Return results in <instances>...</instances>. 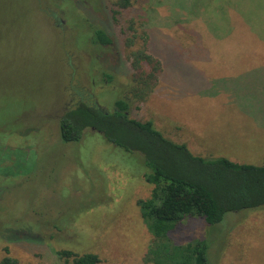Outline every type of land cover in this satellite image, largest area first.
Here are the masks:
<instances>
[{
	"label": "rangeland",
	"instance_id": "1",
	"mask_svg": "<svg viewBox=\"0 0 264 264\" xmlns=\"http://www.w3.org/2000/svg\"><path fill=\"white\" fill-rule=\"evenodd\" d=\"M117 1L0 0V138L23 148L21 175H3L0 264L7 256L15 264H55L60 249L97 253L101 264H153L146 260L153 235L138 205L153 189L144 155L92 128L63 141L59 125L63 110L80 100L113 110L127 97L131 53L149 35L148 51L163 70L145 101L130 97L131 115L187 141L195 154L264 165V75L236 78L256 115L228 117L221 114L246 101L225 90L230 76L214 74L240 70L199 68L264 62V0H140L127 8ZM95 28L114 43L94 42ZM196 30L207 38L204 48L191 45ZM230 126L243 128L242 137L222 147L201 134ZM170 236L179 245L207 239L210 264H264V207L228 212L216 224L188 216Z\"/></svg>",
	"mask_w": 264,
	"mask_h": 264
},
{
	"label": "trees",
	"instance_id": "2",
	"mask_svg": "<svg viewBox=\"0 0 264 264\" xmlns=\"http://www.w3.org/2000/svg\"><path fill=\"white\" fill-rule=\"evenodd\" d=\"M140 0H118L127 8ZM93 40L104 45L114 39L102 28H95ZM127 43H133L128 39ZM144 47L132 51L133 83L128 95L107 112L96 103L80 100L65 108L60 118L63 141H78L87 128L126 151L145 157L149 171L145 180L153 185L150 197L140 198L141 215L153 235L147 262L153 264H210L207 239L186 244L174 243L170 233L188 216H199L209 224L224 219L228 212L264 207V165L238 163L226 157L209 158L193 153L185 143L166 137L150 119L131 115L130 97L145 101L154 90L163 70L162 61ZM10 256L2 264H15ZM55 264H101L97 253L71 249L56 252Z\"/></svg>",
	"mask_w": 264,
	"mask_h": 264
},
{
	"label": "crops",
	"instance_id": "3",
	"mask_svg": "<svg viewBox=\"0 0 264 264\" xmlns=\"http://www.w3.org/2000/svg\"><path fill=\"white\" fill-rule=\"evenodd\" d=\"M240 11H241V7H240ZM207 31L209 33H211L212 31L207 29ZM233 31L230 30V34ZM253 34L254 32L251 31ZM250 33V36H253ZM194 33H198L197 35H195L197 43L192 42V46H194L195 44H198L200 47H205L206 45H208L207 42V38L202 36L201 34H199V30L194 31ZM240 33V32H238ZM230 34L224 35L222 34L220 38H225L226 36H229ZM231 36V35H230ZM216 37V36H214ZM254 37V36H253ZM150 39L151 36L149 35V43H150ZM222 40V39H219ZM192 54H197V50L198 49H194L193 51V47L190 48ZM178 48H176V54L178 53ZM183 50V49H182ZM181 50V51H182ZM204 52H207V50L205 49ZM186 53V52H184ZM179 59V58H178ZM199 68L201 69H207V70H240L237 72H229V73H215L214 75H228L230 76L229 78H225L224 80L229 81L231 84L224 85L225 90H227L231 95L232 94H238V97L234 98V100L237 101H246L245 102V106L244 107H240V108H236V109H231L226 110L223 112V115L221 114V116H228V117H252L253 115H256V111H254L255 107L252 101H250V93L246 90H243L242 87L240 85V82L236 80V78H249V77H255V76H261L264 75V62H260V61H244V62H211V61H207V62H202L199 66ZM243 70V71H241ZM260 79H264V78H260ZM259 94H262L263 91L259 90L258 91ZM258 112L260 113L259 115V121H260V125L264 126V119L263 116L264 114L261 113L259 110ZM221 113V112H220ZM253 125L258 126V123L256 120H251L250 121ZM218 127H213L210 128L211 132H206V131H201V134H205L206 137L204 138L207 141H212L215 142L219 145H221L222 147V143L225 145L226 142L228 141H233L236 140V135H240V137H242V130L243 128H241L240 126H230V127H221L219 130H217ZM217 130V131H216ZM217 135V137H214V135ZM248 137L246 135V138L244 140H247ZM187 141H184V143H186ZM195 146V145H194ZM196 147V146H195ZM197 148V147H196Z\"/></svg>",
	"mask_w": 264,
	"mask_h": 264
},
{
	"label": "flooded vegetation",
	"instance_id": "4",
	"mask_svg": "<svg viewBox=\"0 0 264 264\" xmlns=\"http://www.w3.org/2000/svg\"><path fill=\"white\" fill-rule=\"evenodd\" d=\"M18 146L15 142L0 138V193L7 187L2 186V184H6L3 175L16 177L23 171L21 166L23 162L21 150L23 148Z\"/></svg>",
	"mask_w": 264,
	"mask_h": 264
},
{
	"label": "water",
	"instance_id": "5",
	"mask_svg": "<svg viewBox=\"0 0 264 264\" xmlns=\"http://www.w3.org/2000/svg\"><path fill=\"white\" fill-rule=\"evenodd\" d=\"M99 107H100L101 110L107 112V110H106L105 108H103V107H101V106H99Z\"/></svg>",
	"mask_w": 264,
	"mask_h": 264
}]
</instances>
